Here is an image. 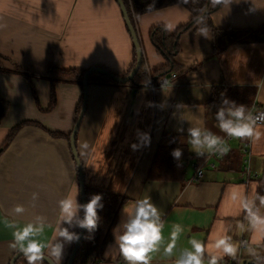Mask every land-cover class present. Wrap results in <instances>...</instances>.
I'll return each instance as SVG.
<instances>
[{
  "label": "crops",
  "instance_id": "0c3cea01",
  "mask_svg": "<svg viewBox=\"0 0 264 264\" xmlns=\"http://www.w3.org/2000/svg\"><path fill=\"white\" fill-rule=\"evenodd\" d=\"M132 8L146 68L156 81L168 61L152 40L153 28L163 26L175 33L190 23L192 13L182 3L141 14ZM211 18L217 29L259 30L260 37L228 44L224 37L220 40L224 48L218 51L213 31L197 23L180 33L175 68L167 74L177 76L168 86L153 91L150 85L89 82L86 112L76 139L86 186L122 198L113 227L122 219L125 203L151 196L165 222L161 248L152 264H175L179 253L190 248L191 238L203 242L205 264L209 254L223 256L218 264L264 255V203L258 196L259 180L253 181L264 174V135L259 140H227L228 151L209 158L202 178H195L194 157L183 179L149 177L165 134L182 135L188 144L186 129L202 118L207 128L226 137L216 127L217 87L254 89L253 101L264 109V0H224ZM134 51L116 0H0V98L10 103L0 124V218L26 223L43 215L54 229L57 202L65 194L78 186L82 203L71 134L83 103V86L77 81H57L53 103L48 75L56 66L67 70L103 66L123 75L134 65ZM37 75L46 78L38 80ZM181 127L184 132L177 131ZM138 132L148 133L150 143L133 150L131 145L140 143ZM84 143L87 150L80 147ZM188 148L195 155L189 144ZM34 192L39 194L35 201ZM16 205L26 211L16 215ZM175 225L183 231L173 256L168 257L163 248ZM243 233L248 244L241 249ZM52 234L49 230L46 235ZM224 235L237 247L234 257L215 248V241ZM12 240V229L0 222V264H11L16 255L9 248ZM112 242L111 234L96 264H124L115 249H111L114 258H105ZM74 244L65 246L62 264H67ZM17 264L27 261L22 256Z\"/></svg>",
  "mask_w": 264,
  "mask_h": 264
},
{
  "label": "clouds",
  "instance_id": "9594fccd",
  "mask_svg": "<svg viewBox=\"0 0 264 264\" xmlns=\"http://www.w3.org/2000/svg\"><path fill=\"white\" fill-rule=\"evenodd\" d=\"M201 35H205L204 30ZM216 127L228 138L259 140L264 132V111L254 113L249 106L238 104L236 101L223 96L219 107L215 111ZM184 132V128L177 129ZM190 150L197 157L206 154H223L228 151L225 138L217 135L204 124L201 118L198 125L189 126L186 129ZM140 143L131 145L133 150L150 143L148 133L138 132ZM87 150L88 144L80 146ZM184 150L177 147L172 150L171 155L177 163L182 166ZM79 155V153H77ZM38 193L32 194V200L38 199ZM79 188L76 186L69 191L58 202V214L55 227L43 215H36L32 220L22 223L8 217L0 218L5 227L12 229L13 240L9 248L17 255H22L27 264H62L66 245L79 242L82 236L89 240L95 239V233L100 225L99 212L104 209L103 195L92 194L86 203L78 200ZM264 203V200L261 201ZM244 207L251 212L248 203ZM16 215L23 214L26 209L23 205H16L13 209ZM122 219L112 229L113 242L105 250V258H114L111 249H115L124 261V264H152L153 257L160 251L163 241L165 222L162 219V211L151 196L135 199L131 203H125L121 209ZM76 229L85 230L87 235ZM52 230L53 234H46ZM183 229L180 225L173 226L170 242L163 248L166 256L172 257L176 241ZM190 248L183 249L175 258V264H205V246L202 241L191 238ZM215 248L223 255L235 256L237 247L232 243L231 237L224 235L215 241ZM223 256L209 254L207 264H218Z\"/></svg>",
  "mask_w": 264,
  "mask_h": 264
},
{
  "label": "trees",
  "instance_id": "16d2710c",
  "mask_svg": "<svg viewBox=\"0 0 264 264\" xmlns=\"http://www.w3.org/2000/svg\"><path fill=\"white\" fill-rule=\"evenodd\" d=\"M127 6L132 22H134V12L133 8H135L136 13H144L152 10H156L159 8H164L166 6L182 3L185 5L192 13V19L188 25L182 26L175 33H171L166 27L156 26L152 30V40L154 44L158 47L160 52L164 54L166 57L168 64L164 67L163 73L158 75V77L167 75L175 68L174 57L179 52V36L184 30L200 23L199 27L203 29H209L213 31L216 36V43L218 47V51H222L224 48L221 43V38L227 37L226 44L231 42H248V41H256L258 40L259 30H248V31H236V30H222L217 29L214 26L213 20L211 18V14L218 10L223 4L224 0H123ZM132 3V5H131ZM205 14V15H204ZM136 27V26H135ZM130 33V32H129ZM225 44V46H226ZM135 50V47H134ZM136 51H134V65L136 62ZM132 65V68L134 67ZM130 69V71L132 70ZM87 69H62L60 67H53L50 70L48 78L52 81L53 84V103H55V84L59 80L66 81H77L83 86V77ZM23 72L25 75L30 76L28 73ZM129 71V72H130ZM128 72V73H129ZM123 74V75H127ZM157 77V79H158ZM91 80H98L101 82L111 83L112 84H130L134 87H139L142 85H150L152 79L148 74L145 61H143L139 71L134 76L132 80L125 81L124 83L117 82L110 76L101 73V72H92L89 76V82ZM223 96L236 101L238 104H245L250 106L255 97L256 90L247 88V87H217L214 91V98L218 103L221 102ZM10 103L8 100L0 98V124L2 120L5 118L7 113L9 112ZM82 109V103H80L79 111ZM19 128L16 127L12 130L8 139L13 136L15 130ZM8 140V141H9ZM180 147L184 150L182 157V166L177 167V163L171 155L173 149ZM157 154L154 158L152 167L150 169L149 177L157 180H179L185 177L187 172V163L193 159L195 162L202 163L205 159L204 156L197 157L196 155H191L188 144L186 143L184 137L182 135H173V134H165L157 147ZM259 190L258 196L259 200H264V174L261 179H259ZM86 196L87 201L89 200L92 194L100 193L103 195V203L104 209L99 212L100 215V225L98 230L95 233V239L89 240L83 238V241L78 249L76 258L73 264H96L100 261V253L104 244L110 238L112 234V228L115 220H117V212L118 208L121 204L122 198L114 193L101 191L100 189L92 188L86 186ZM81 230V229H80ZM79 230V232H80ZM87 233H85V236ZM68 262V261H67ZM17 264V263H16ZM44 264H48L47 261ZM244 264H264V255L258 256L257 258H253L250 260H245Z\"/></svg>",
  "mask_w": 264,
  "mask_h": 264
},
{
  "label": "water",
  "instance_id": "95a60500",
  "mask_svg": "<svg viewBox=\"0 0 264 264\" xmlns=\"http://www.w3.org/2000/svg\"><path fill=\"white\" fill-rule=\"evenodd\" d=\"M116 1L118 2L119 6L121 8V11H122V14L124 16V20H125V23L127 25L128 31L130 32V35L132 37L135 50H137L136 51L137 56H136V62H135L136 65H134L132 70L127 75H120V74L114 73V72L110 71L109 69H107L106 67H103V66H92V67L88 68L84 74V77H83L84 96H83L82 109L79 113L78 119L76 121L73 132L71 134V146H72L73 154H74L76 162H77L78 172H79V183H80V192H81L82 203L87 202L86 178H85L84 164L82 163L80 156L77 154L78 149H77L76 139H77L78 129L80 127V124H81L82 119L84 117V114L86 112L87 101H88V92H89V76L92 72L97 71V72H101V73H104V74L110 76L111 78H113L117 82L124 83L125 81L127 82V81L132 80L134 78V76L137 74V72L139 71V69H140V67L144 61V51H143V48H142V45L140 42V38H139L138 32L136 30V27L133 24L134 22H132L129 11L127 9V6L123 0H116ZM80 232H83L84 235L86 233L85 230H80ZM83 238H84V236H82V238L80 239L79 242H75L74 247L70 253L67 264H73L74 263V260L76 258L78 249L80 248V245L83 241ZM20 257H22V255L16 254L13 257L11 264H16L17 260ZM45 261H47V260H45Z\"/></svg>",
  "mask_w": 264,
  "mask_h": 264
},
{
  "label": "built area",
  "instance_id": "2783aa9c",
  "mask_svg": "<svg viewBox=\"0 0 264 264\" xmlns=\"http://www.w3.org/2000/svg\"><path fill=\"white\" fill-rule=\"evenodd\" d=\"M177 76L176 73H172L170 76L168 75H164V76H161V77H158V79L155 81L154 79L152 80L151 84H150V87L154 90H156L157 88H160V87H165V86H168V84L172 81L173 78H175ZM249 108H251L253 110L254 113L256 112H260V111H264L263 108L259 107L257 102L252 101V104L249 106ZM231 138H228V137H225V141L229 140ZM248 145L250 146V142H248ZM222 154H206L204 155L205 159L202 163H197L195 162L194 163V167L196 169V174H195V178L199 179V178H202L204 176V167L206 165H208V162H209V158L210 157H214V158H219L221 157ZM249 164L246 165V173H247V176L248 178L250 177V160H248ZM240 247L241 249H244L247 244H248V239L247 237L245 236V234L243 233L241 238H240ZM241 256V255H240ZM232 264H244V261H243V256L239 257L237 260H235Z\"/></svg>",
  "mask_w": 264,
  "mask_h": 264
},
{
  "label": "rangeland",
  "instance_id": "374dc122",
  "mask_svg": "<svg viewBox=\"0 0 264 264\" xmlns=\"http://www.w3.org/2000/svg\"><path fill=\"white\" fill-rule=\"evenodd\" d=\"M37 78H38V80H40V79H45L46 77L43 76V75H42V76H38V75H37ZM246 165H247V164H246ZM252 170H253V169H252ZM253 172H254V171H253ZM262 176H263V174L261 175V177L259 176V178H257V179L255 178V180H253V181H257V180L261 179Z\"/></svg>",
  "mask_w": 264,
  "mask_h": 264
}]
</instances>
